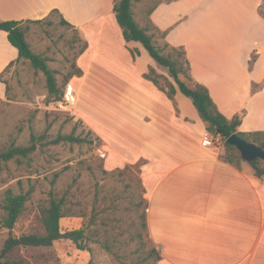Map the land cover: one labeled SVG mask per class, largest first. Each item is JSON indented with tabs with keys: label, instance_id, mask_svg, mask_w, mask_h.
I'll list each match as a JSON object with an SVG mask.
<instances>
[{
	"label": "crops",
	"instance_id": "1",
	"mask_svg": "<svg viewBox=\"0 0 264 264\" xmlns=\"http://www.w3.org/2000/svg\"><path fill=\"white\" fill-rule=\"evenodd\" d=\"M262 2L166 0L150 14L168 30L166 42L184 47L193 79L208 88L219 111L240 115L241 132L264 131ZM113 3L0 0V22L39 20L57 9L87 43L74 88L96 119L81 116L101 140L105 169L143 159L147 239L160 252L159 264H264V175L244 160L226 162L222 147L202 145L207 131L191 100L178 89L171 100L144 77L149 67L166 73L140 42L123 39ZM17 56L0 30V73Z\"/></svg>",
	"mask_w": 264,
	"mask_h": 264
},
{
	"label": "rangeland",
	"instance_id": "2",
	"mask_svg": "<svg viewBox=\"0 0 264 264\" xmlns=\"http://www.w3.org/2000/svg\"><path fill=\"white\" fill-rule=\"evenodd\" d=\"M164 1L166 0H133L132 8L136 19L143 22L147 9ZM27 27L26 37L32 50L48 59L49 66L56 71L58 84L64 87L63 84L70 72L78 67L76 53L83 42L79 32L61 25L55 14L40 23H27ZM163 42V39H158L159 45ZM145 53L151 58L147 52ZM159 68L166 73L165 68L160 66ZM74 76L81 75L69 78V84L73 88L74 82L77 81ZM1 79L9 88V98L0 102V151L8 147L12 140L16 145H27L31 133L41 134L47 124L51 125L48 131L51 136L74 132L75 135H86L93 142L57 145L43 142L31 154L30 159L19 157L0 163V192L7 187H11L15 193L29 192L25 209L14 227L10 230L0 226V249L9 236L41 232L39 206L47 201L52 187L57 193L62 194L69 190L70 186L72 191H76L70 193L75 195L71 199L82 204L84 216L61 218L60 226L63 231L77 229L88 223L92 213L99 209V204L102 206L110 201H116V194L122 190L125 183L135 187L136 178L139 177V162H143V159L111 170L105 169L104 158L98 154V150H104L101 140L96 132L88 129L81 116V113H85L96 119V114L94 116L92 114L93 106L87 99L81 97L69 110L59 108L55 101L46 103L44 76L27 60L12 64L2 73ZM261 167L264 169V162L261 163ZM18 179L20 182H17ZM86 246L85 249H78L70 241L59 240L51 246L17 248L5 258L16 259L19 264L135 262L133 242L123 246L121 259H116L97 243L88 241Z\"/></svg>",
	"mask_w": 264,
	"mask_h": 264
},
{
	"label": "trees",
	"instance_id": "3",
	"mask_svg": "<svg viewBox=\"0 0 264 264\" xmlns=\"http://www.w3.org/2000/svg\"><path fill=\"white\" fill-rule=\"evenodd\" d=\"M158 4L160 2L150 6L144 15L143 22H140L133 12V0H114L113 3V12L121 28L123 39L126 42H140L157 65L166 69V74H162L158 73L155 68L149 67L144 77L156 85L171 100H174L177 89L191 100L205 123L206 131L223 137L221 157L226 162L238 164L243 161L236 147L226 141L233 133L246 141L254 142L264 149V131H239L240 115L237 114L231 118L225 117L210 96L208 88L193 79L184 47L173 46L165 41L168 30L159 29L150 18L151 12ZM263 8L264 0L260 6V14L264 16ZM53 14L58 16L61 25L74 28L57 9H52L46 17L39 20H5L0 22V30L7 32L9 42L18 51L17 58L11 61L0 73V79L2 73L12 64L20 60H27L34 69L40 71L44 76L47 90L46 103L61 100L68 79L73 75L80 76L82 74L81 69L75 67L66 78L63 84L64 87H61L57 82L56 71L49 66L48 59L40 53L34 52L27 41V23L43 22ZM158 39L164 40L162 45L158 44ZM86 48L87 43L82 42L76 57ZM131 52L133 56L138 54V50ZM254 59L255 56L252 55L249 60V68L252 67ZM5 86L6 98L8 99L9 88L6 84ZM50 127L51 125L47 124L44 131L38 135L31 133L27 145H16L12 140L8 147L0 151V163L19 157L30 159L31 154L43 142L54 145L93 142L86 135H75L74 132L57 133L51 136L48 133ZM262 162L264 161L261 159L249 162L255 175L259 177L264 175V169L261 167ZM141 163L139 162V164ZM17 182H20L19 179ZM135 187L125 183L122 190L117 192L116 201H110L107 205L103 204L102 206L99 204V209L92 213L88 223H84L80 228L65 231L60 226L61 218L84 216L81 209L82 204L71 199L75 195L70 193L76 191H72L70 186L69 190L62 194L57 193L55 188L52 187L49 190L47 201L39 206L41 232L23 233L19 236L7 237L0 249V264H19L16 259L5 258L17 248L51 246L59 240L70 241L78 249H85L88 241H91L99 244L116 259L123 258V246L126 243L133 242L135 245L133 251L135 258L133 260L135 262H132V264H159L161 260L160 252L151 246L147 239L146 210L148 203L144 196L145 190L140 177L136 178ZM28 195L29 192L15 193L11 187H7L0 192L1 227L10 230L14 227L25 209Z\"/></svg>",
	"mask_w": 264,
	"mask_h": 264
},
{
	"label": "built area",
	"instance_id": "4",
	"mask_svg": "<svg viewBox=\"0 0 264 264\" xmlns=\"http://www.w3.org/2000/svg\"><path fill=\"white\" fill-rule=\"evenodd\" d=\"M77 99H78V95L76 90L72 86L66 84L61 100L56 101L54 103L59 108L69 110L71 106L75 104ZM202 145L206 147L221 148L223 145V137L220 136L219 134L213 135L206 132L202 139ZM98 154L101 157L105 156V153L100 151Z\"/></svg>",
	"mask_w": 264,
	"mask_h": 264
},
{
	"label": "water",
	"instance_id": "5",
	"mask_svg": "<svg viewBox=\"0 0 264 264\" xmlns=\"http://www.w3.org/2000/svg\"><path fill=\"white\" fill-rule=\"evenodd\" d=\"M226 141L236 147L244 161L252 162L255 159L264 160V149L254 142L246 141L234 133L231 134Z\"/></svg>",
	"mask_w": 264,
	"mask_h": 264
}]
</instances>
